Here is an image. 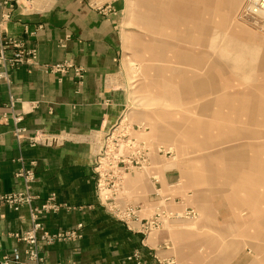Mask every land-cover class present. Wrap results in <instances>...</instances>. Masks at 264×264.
I'll use <instances>...</instances> for the list:
<instances>
[{
	"label": "rangeland",
	"instance_id": "obj_1",
	"mask_svg": "<svg viewBox=\"0 0 264 264\" xmlns=\"http://www.w3.org/2000/svg\"><path fill=\"white\" fill-rule=\"evenodd\" d=\"M115 1L125 5L116 81L132 131L111 142L145 143L149 165L131 173L149 178L153 159V194L198 214L170 229L212 238L216 264H264V18L241 16L247 0ZM128 179L105 186L107 210L132 207L119 204Z\"/></svg>",
	"mask_w": 264,
	"mask_h": 264
},
{
	"label": "crops",
	"instance_id": "obj_2",
	"mask_svg": "<svg viewBox=\"0 0 264 264\" xmlns=\"http://www.w3.org/2000/svg\"><path fill=\"white\" fill-rule=\"evenodd\" d=\"M34 4L30 6L36 10L27 12L20 2L2 26L10 37L35 48L38 58L36 66L13 71L9 85L0 82V195L35 198L17 212L1 209L0 262L14 250L26 260L25 245L12 236L28 232L31 210L49 202L57 210L39 216L46 235L67 234L79 225L82 230L70 241L41 242L43 264H216L212 238L202 241L199 234L170 229L179 220L197 219L198 214L179 204L169 206V194H153L151 175L157 172L153 159L149 178L130 173L124 181L127 192L119 204L138 209V222L123 223L113 217L98 195L97 143L122 125L128 103L126 91L116 81L122 68L120 24L125 5L115 0L101 6L91 0H35ZM4 12L0 7V20ZM61 62L84 70L80 84L71 76L60 81L45 70ZM13 116L22 117L19 128L26 138L38 136L41 143H17ZM26 172H31L33 181L18 177ZM159 186L162 189L160 182ZM190 211L195 217H177ZM154 220L157 228L148 231ZM201 247L207 248L204 254Z\"/></svg>",
	"mask_w": 264,
	"mask_h": 264
},
{
	"label": "built area",
	"instance_id": "obj_3",
	"mask_svg": "<svg viewBox=\"0 0 264 264\" xmlns=\"http://www.w3.org/2000/svg\"><path fill=\"white\" fill-rule=\"evenodd\" d=\"M20 5V0H1L0 7L5 9V12L1 16L0 20V82H4L9 85L11 82V73L21 66H36L37 65V50L35 48H29L22 39L12 38L2 28L5 23L11 20L12 12ZM22 5V4H21ZM22 7H24L22 5ZM25 8V7H24ZM241 16L245 19L264 18V0H247ZM257 24V23H256ZM26 33V32H25ZM33 35V34H30ZM45 70L49 73L55 74L61 81L66 76H71L78 84H80L84 78V70L76 66L71 62H61L52 66H46ZM9 107H14V100H10ZM14 124L13 136L17 143L28 142L29 144L36 145L41 143V138L35 136L33 138H26L25 131L19 128V124L22 121V117L13 116ZM129 125H119L115 129L108 131L103 138L98 141L95 154V168L94 172L97 175L96 187L97 192L103 194L105 186H111L110 189L114 190V186L121 184L123 176L135 170H143L149 165V155L147 154L148 148L145 143L138 144L134 139H129L125 144L118 141L111 142L115 135L127 136L130 134ZM130 136V135H129ZM107 137V138H106ZM118 140V139H116ZM46 143V142H45ZM144 152L138 159L135 158V151ZM128 152L127 155H114L118 152ZM113 155H109V153ZM108 154V155H107ZM25 176L24 179L27 182L33 181L31 172H26L24 175L19 174L18 177ZM108 191V190H107ZM110 191V190H109ZM35 200L34 197L26 194H10L0 195V211L3 207H7L12 211H19L24 205L30 206ZM57 208L52 206L49 202H45L38 210H31L30 221L31 229L23 234H14L12 237L18 242H22L25 245L23 255L25 261L22 260L20 251L14 250L11 255H5L0 264H43V258L40 255L39 244L41 242H51L58 239L72 240L77 238L79 232L82 230V226L79 225L76 231H72L67 234H60L57 236H48L44 231V227L39 220V216L47 215L50 212H55ZM111 212L113 217L123 223L138 222L139 210L133 207H126L123 210H115ZM194 217V213L187 214V217ZM157 220L148 223L147 229L150 231L152 228H157Z\"/></svg>",
	"mask_w": 264,
	"mask_h": 264
},
{
	"label": "bare ground",
	"instance_id": "obj_4",
	"mask_svg": "<svg viewBox=\"0 0 264 264\" xmlns=\"http://www.w3.org/2000/svg\"><path fill=\"white\" fill-rule=\"evenodd\" d=\"M98 144V143H97ZM261 223V222H260Z\"/></svg>",
	"mask_w": 264,
	"mask_h": 264
}]
</instances>
